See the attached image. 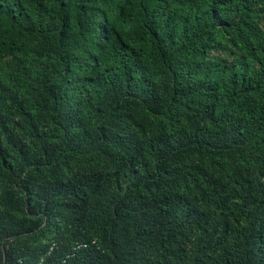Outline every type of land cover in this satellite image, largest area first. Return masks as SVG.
Here are the masks:
<instances>
[{
    "label": "trees",
    "instance_id": "obj_1",
    "mask_svg": "<svg viewBox=\"0 0 264 264\" xmlns=\"http://www.w3.org/2000/svg\"><path fill=\"white\" fill-rule=\"evenodd\" d=\"M0 264H264V0H0Z\"/></svg>",
    "mask_w": 264,
    "mask_h": 264
}]
</instances>
